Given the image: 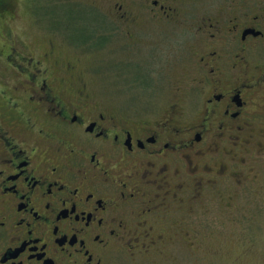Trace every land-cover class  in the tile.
<instances>
[{"label": "flooded vegetation", "instance_id": "1", "mask_svg": "<svg viewBox=\"0 0 264 264\" xmlns=\"http://www.w3.org/2000/svg\"><path fill=\"white\" fill-rule=\"evenodd\" d=\"M93 1L105 10L79 13L113 23L96 31L132 55L120 65L137 86L161 78L171 32L188 50L174 61H189L195 79L154 119L58 77L75 66L52 44L38 59L8 43L18 83L0 90V264H120L124 250L147 251L162 238L151 226L186 204L187 183L193 197L222 177L244 184L240 153L264 129V0Z\"/></svg>", "mask_w": 264, "mask_h": 264}, {"label": "rangeland", "instance_id": "2", "mask_svg": "<svg viewBox=\"0 0 264 264\" xmlns=\"http://www.w3.org/2000/svg\"><path fill=\"white\" fill-rule=\"evenodd\" d=\"M96 4L93 0H0V90L5 89L6 81L18 83L16 73L1 55H6L8 43L14 42L11 47L16 53L24 55L28 51L38 59L51 50L52 44L59 64L69 62L75 66L70 75L60 73L58 77L73 84L83 81L96 98L104 99L108 105L123 108L122 111L148 112L144 115L154 119L171 106H180L185 98L183 88L194 81L195 73L189 61H174L177 55L188 51L178 43V34L171 32L161 45L162 57L171 59L157 73L161 78L151 80L149 86H137L127 77L128 69L120 65L132 55L122 54L114 39L104 40L102 33L96 31L98 26L112 22L108 17L105 24L101 18L79 13L105 10ZM67 10L75 11V16L68 15ZM120 69L125 75L120 76ZM253 135L251 145L244 152L238 151L246 158L244 164L238 162L236 166L244 184L222 177L214 187L206 186L193 197L194 191L187 183L183 208L174 204L175 216L151 226L152 235L162 234L161 240L147 251L140 247L132 252L124 250L120 264H264V152L256 151L258 144L264 148V129H257ZM231 170L228 163V171ZM181 178L185 179V175L181 174ZM189 178L187 173L186 182Z\"/></svg>", "mask_w": 264, "mask_h": 264}]
</instances>
